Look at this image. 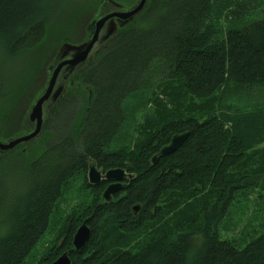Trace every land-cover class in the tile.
I'll list each match as a JSON object with an SVG mask.
<instances>
[{
    "label": "trees",
    "instance_id": "trees-1",
    "mask_svg": "<svg viewBox=\"0 0 264 264\" xmlns=\"http://www.w3.org/2000/svg\"><path fill=\"white\" fill-rule=\"evenodd\" d=\"M97 1L0 0V66L25 64L0 77L1 138L21 132L20 115L43 62L62 41L81 39L79 23ZM138 23L78 76L93 90L89 104L87 91L69 90L28 157L12 151L0 158V174L11 164L27 177L9 184L16 194L10 205L0 188V264H28L60 212V229L32 264H50L64 251L71 264H264V217L247 242L220 236L239 200L255 192V202H264V0H149ZM154 92L162 119L147 137L149 123L136 132V117ZM58 114L70 115L42 143ZM186 130L177 150L151 163L173 134ZM88 157L101 171L121 167L134 176L107 202L106 180L88 184ZM76 175L90 197L71 209L65 199L60 207ZM87 217L90 237L76 251L73 235ZM109 218L120 231L111 230Z\"/></svg>",
    "mask_w": 264,
    "mask_h": 264
},
{
    "label": "water",
    "instance_id": "water-1",
    "mask_svg": "<svg viewBox=\"0 0 264 264\" xmlns=\"http://www.w3.org/2000/svg\"><path fill=\"white\" fill-rule=\"evenodd\" d=\"M148 2L149 0L98 1L93 12L90 11L85 18L86 23L83 29L82 24L80 26L81 39L75 43L62 41L43 62L40 69V80L37 82L35 79L34 82L37 85L20 115L22 130L16 135L0 138V156L13 151L18 146H22L19 152L26 155L32 141L42 137L44 127L50 120L53 109L68 90L80 88L87 91L88 104L90 103L93 90L89 85L77 80V75L93 62L95 55L111 42L119 29L130 23L136 25V17L145 11ZM188 133L186 130L173 134L169 141L152 155L151 163L154 164L160 157L177 150L186 140ZM87 160L89 183L97 184L103 179L114 181L102 193L105 201H110L112 194L125 185L122 182L123 179H132L134 176L121 167L109 168L102 173L94 159L88 157ZM139 208L140 204L137 203L131 207V210L136 214ZM88 220V217L85 218L73 235L72 244L76 251H80L90 237ZM50 264H71L68 251L62 252Z\"/></svg>",
    "mask_w": 264,
    "mask_h": 264
},
{
    "label": "rangeland",
    "instance_id": "rangeland-1",
    "mask_svg": "<svg viewBox=\"0 0 264 264\" xmlns=\"http://www.w3.org/2000/svg\"><path fill=\"white\" fill-rule=\"evenodd\" d=\"M81 1H83V0H81ZM75 2H76V0H75ZM84 20L85 19H83L79 23V24H82V29L86 23ZM139 26H141V25H139ZM68 42H70V41L68 40ZM70 43H72V42H70ZM24 65L25 64L17 66L15 64H13L12 67H9L7 63H4L3 65H1L0 66V77H2L1 81L4 80V78L6 77V75L8 73H10L13 70H17L18 68H20ZM40 75H41V70L37 73V75L35 76L33 81H35V79H36V81L39 82ZM34 83H36V82H34ZM155 92L159 93V89H157V91H155ZM155 92H154V94L153 93L150 94V96L148 97V100L143 104V107L138 112L137 117H136V132L142 130L141 127L144 124H146V122L149 123V127H145L143 129V134H146L147 137L150 136V132H154L153 128H155V125H156L155 122L156 121L161 122V119H162V115H160V113H162V106L156 105L155 99L153 98V96L156 97V95H157V94H155ZM160 96L161 95H159V97ZM165 103L167 104L166 106L170 105L167 102H165ZM180 104H182V103H180ZM79 105H80V102H79ZM168 108L170 110H174L172 107H168ZM83 110H84V102H82L78 112L75 114L76 124H77L78 120H80L81 115L83 113ZM176 111L178 114L181 113L183 111V106H182V109H176ZM216 114H217V117H221L220 113H216ZM69 115L70 114H66V115L58 114V117L54 116V118L50 122V126L48 128L49 129L48 133L45 135L44 139L42 140V143L45 140L48 142L50 140H52V137L50 136V134H53V132H54V134L58 133L59 129H61L60 122L67 120ZM177 117H178V115H177ZM164 120H166V119H164ZM160 122H158V123H160ZM228 125L229 124L225 125V127H227ZM133 144H134V141H132V145ZM32 146L35 147V144H33ZM41 147H42V145H39L38 149H40ZM134 147L132 146V148H134ZM32 149L30 150V152L28 151L29 153L26 154V157H28L27 155H29L32 152ZM137 149H138V144H137ZM18 162H22V160L19 158ZM23 165L24 164L22 162V166ZM20 167L21 166H13L11 164H5L4 166H2V173L0 174V188L1 189L4 188L6 191V193L4 194L3 197L5 200V203H7L8 205L12 204L11 197H14L16 195L14 193V191L9 187V184H17V183L20 184V183L25 182L27 180V177L25 176L24 172L20 169ZM82 182H83V180H82L81 176H79V175H76V176H74L68 180V182L66 183V185L64 186V189H63L64 190V196L61 195L60 202L58 203V205L60 204V207H62V204H63L65 199H66V202L64 203V206H66V208H68V209H71V207L77 206L81 202L89 199L90 194H91V190L90 189L89 190L84 189ZM6 187L8 188V190H6L7 189ZM22 188L20 190H18V192L19 191L21 192ZM255 195H256V193L252 192L251 195L249 196V198H247L245 200H239L237 202V204H235L236 206H234V207L232 206L229 214L224 218L223 222L220 225L221 239H232V240H235V242H237V243H241L242 239L240 237L244 236L245 237L244 239L246 240L249 236H251L252 231H253L252 229L254 227L256 228L257 223H259V221L264 217V202H262V203L259 201L255 202V199H254ZM79 196H80V200H79ZM172 200H173V197L170 198V201H172ZM254 209H258V211L254 212ZM55 212L56 211H54L52 213H55ZM253 213H254V215L257 214L258 217L256 218L255 216H253ZM59 214H60V217L58 218L59 223L55 224L50 219V224H49L48 228L46 229V232L44 234H42L39 241L32 248L29 261H27L28 264H32V262L35 261L36 257L42 253V251L46 248L47 244L51 243L52 239L54 238L56 231H58L60 229V227H61L60 219L63 216V214L61 212ZM59 214H58V216H59ZM108 225L111 226L112 231H114V232L120 231L119 230L120 229V223H117V221L115 219H113V221H112L109 218ZM2 228L3 227H1V229ZM121 231L123 233H127L124 225H122ZM135 236H138V235H135ZM135 236H132V237H135ZM115 237H118V234H116ZM140 237H138L140 239L136 242H139L140 240H142L143 235H141ZM116 239L117 238H113L114 243L117 242ZM249 240L250 239H247L245 242H247ZM245 242L243 244H240V245L244 246ZM142 243L143 242H140L139 246L135 250H138ZM133 246H134V242L130 245V247H133Z\"/></svg>",
    "mask_w": 264,
    "mask_h": 264
},
{
    "label": "flooded vegetation",
    "instance_id": "flooded-vegetation-1",
    "mask_svg": "<svg viewBox=\"0 0 264 264\" xmlns=\"http://www.w3.org/2000/svg\"><path fill=\"white\" fill-rule=\"evenodd\" d=\"M100 171H101V170H100ZM101 172L104 173L105 171H101ZM107 182H108L107 185L111 183V182H109V181H107ZM122 182H124L125 185L128 183L127 179H123ZM88 184H90V183L88 182ZM90 185H93V184H90ZM125 185H124L121 189H119L118 191H116L115 193H113L112 196H113V197L116 196V194H117L120 190H122V189L125 187ZM138 211H139V210H138ZM138 211H137V212H138Z\"/></svg>",
    "mask_w": 264,
    "mask_h": 264
},
{
    "label": "bare ground",
    "instance_id": "bare-ground-1",
    "mask_svg": "<svg viewBox=\"0 0 264 264\" xmlns=\"http://www.w3.org/2000/svg\"><path fill=\"white\" fill-rule=\"evenodd\" d=\"M86 178H87V181H88V175H87V172H86ZM103 180H104V179H103ZM106 181H109V182H111V183L114 182V181H112V180H106ZM88 182H89V181H88ZM90 184H91V183H90ZM97 184H98V183H97ZM108 185H109V184H108ZM108 185H107V186H108ZM103 191H104V190H103ZM102 193H103V192H102ZM102 198H103V196H102ZM103 199H104V198H103Z\"/></svg>",
    "mask_w": 264,
    "mask_h": 264
}]
</instances>
